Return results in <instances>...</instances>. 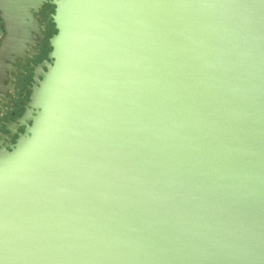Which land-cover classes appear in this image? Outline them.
Here are the masks:
<instances>
[{
    "label": "water",
    "instance_id": "obj_1",
    "mask_svg": "<svg viewBox=\"0 0 264 264\" xmlns=\"http://www.w3.org/2000/svg\"><path fill=\"white\" fill-rule=\"evenodd\" d=\"M33 1L0 0L2 92ZM52 1L0 264H264V0Z\"/></svg>",
    "mask_w": 264,
    "mask_h": 264
},
{
    "label": "flooded vegetation",
    "instance_id": "obj_2",
    "mask_svg": "<svg viewBox=\"0 0 264 264\" xmlns=\"http://www.w3.org/2000/svg\"><path fill=\"white\" fill-rule=\"evenodd\" d=\"M53 3L52 0L43 3L34 0L27 11H20L23 20L20 17V31L14 36L25 40V46L13 49L15 60L8 63L4 91H0V148L11 150L19 136L25 133L26 127L21 126V120L30 104L35 78L40 76L43 63L50 62V41L58 33ZM7 35V24L0 13V40Z\"/></svg>",
    "mask_w": 264,
    "mask_h": 264
}]
</instances>
